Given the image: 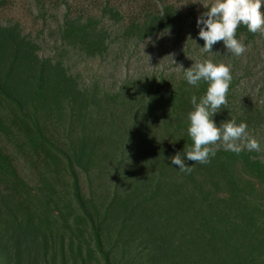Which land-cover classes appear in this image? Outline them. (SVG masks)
Returning <instances> with one entry per match:
<instances>
[{
  "label": "trees",
  "instance_id": "1",
  "mask_svg": "<svg viewBox=\"0 0 264 264\" xmlns=\"http://www.w3.org/2000/svg\"><path fill=\"white\" fill-rule=\"evenodd\" d=\"M13 1L0 0V13ZM36 1L44 17L45 2ZM60 3V42L90 59L108 52L107 21L122 25L124 40L141 42L172 31L181 11H207L162 0ZM260 36L243 25L236 33L247 48ZM231 75L227 101L238 82ZM207 87L183 79L170 95L139 98L123 135L106 118L120 97L101 111L63 61L41 59L19 23L0 22V140L11 150L0 148V264H264V162L256 153L214 149L208 164L186 161L195 165L190 173L171 164L193 144L190 101ZM261 119L248 106L225 122L252 133ZM19 161L37 169L34 185L18 174ZM107 178L111 193L98 199L94 180Z\"/></svg>",
  "mask_w": 264,
  "mask_h": 264
},
{
  "label": "rangeland",
  "instance_id": "2",
  "mask_svg": "<svg viewBox=\"0 0 264 264\" xmlns=\"http://www.w3.org/2000/svg\"><path fill=\"white\" fill-rule=\"evenodd\" d=\"M41 1V0H40ZM45 2V13L39 9L36 0H14L10 8L0 13V22L19 23L23 34L39 46L41 59L61 60L74 76L81 89H87L96 94L100 100L101 111L112 105L110 96L120 97L123 101L113 113L107 109L106 118L111 124H116L120 134L130 128L132 117L137 114L136 102L139 98L149 99V95L156 90L162 95H170L178 84L183 81L184 71L197 63L211 60L215 64H225L238 79L234 98L227 101L218 114L214 116L217 126L225 122V118L234 117L242 108L252 106L258 108L261 114V125L256 132L249 133L248 137L255 139L259 148L249 151L247 140L238 141L241 149L254 152L258 159L264 162V31L255 45H250L242 56H234L227 52L223 42L213 47V53L205 52L204 41L198 39L197 18L200 14L184 13L181 11L180 20L175 28L162 35L144 41L124 40L121 37L122 25L115 26L107 21L105 28L110 33L109 49L105 56L90 59L80 51L65 47L59 40L58 27L61 25L64 7H60V0H42ZM84 0H77L81 3ZM176 2L181 10L188 2L198 9H207L214 0H162ZM85 3V2H84ZM56 6H59L55 10ZM55 7V8H54ZM263 7V6H262ZM263 12V9L261 8ZM157 37H160L157 40ZM191 37V39L189 38ZM194 40V41H193ZM243 43L242 41H240ZM182 66V68L180 67ZM144 93H147L145 95ZM134 98L132 102L130 99ZM115 108V107H114ZM115 115V117H112ZM128 128V129H127ZM0 148L11 154L10 148L0 140ZM214 149L226 150L222 144L213 146ZM115 162L109 163L114 168ZM15 167L20 177L26 183L34 185L37 181V169L32 164L19 161ZM112 179L102 182L94 180V192L98 198L106 200L111 193ZM80 186L84 194L87 193V183L81 178ZM110 187V189H106ZM105 188V189H104ZM260 190V198L264 201V191ZM106 192H108L106 194Z\"/></svg>",
  "mask_w": 264,
  "mask_h": 264
},
{
  "label": "clouds",
  "instance_id": "3",
  "mask_svg": "<svg viewBox=\"0 0 264 264\" xmlns=\"http://www.w3.org/2000/svg\"><path fill=\"white\" fill-rule=\"evenodd\" d=\"M262 6L264 0H214L196 21L199 29L198 39L204 41L203 47L200 48L213 53L214 45L222 41L228 53L242 56L247 47L236 38L237 30L243 25L253 34L264 31ZM169 34L170 29L167 35ZM159 38L157 37V40ZM148 41L151 42L152 37H148ZM183 71L188 85L199 88L201 82H204L208 87L199 99L195 95L191 97L193 110L188 114V135L193 144L183 157L181 153L173 156L171 164L179 166V171L190 173L196 164L211 162L216 155L213 146L218 143L237 154L242 150L238 141L242 140H247L246 147L249 151L258 149V142L248 137L246 123L237 124L235 120H229L217 126L214 120V116L227 105V95L232 82L230 68L225 64L206 60ZM186 161H193L195 165L189 167Z\"/></svg>",
  "mask_w": 264,
  "mask_h": 264
}]
</instances>
